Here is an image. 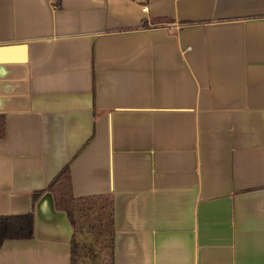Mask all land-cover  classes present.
I'll use <instances>...</instances> for the list:
<instances>
[{"label":"crops","instance_id":"1","mask_svg":"<svg viewBox=\"0 0 264 264\" xmlns=\"http://www.w3.org/2000/svg\"><path fill=\"white\" fill-rule=\"evenodd\" d=\"M0 115V264H71L66 167L114 264H264V0H0Z\"/></svg>","mask_w":264,"mask_h":264},{"label":"trees","instance_id":"2","mask_svg":"<svg viewBox=\"0 0 264 264\" xmlns=\"http://www.w3.org/2000/svg\"><path fill=\"white\" fill-rule=\"evenodd\" d=\"M5 117L0 115V140L5 139ZM58 211L67 214L73 229L71 264H114V202L110 197L76 198L66 167L48 187ZM41 193L35 195V198ZM34 215L0 218V248L9 240H31Z\"/></svg>","mask_w":264,"mask_h":264}]
</instances>
